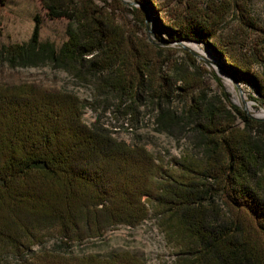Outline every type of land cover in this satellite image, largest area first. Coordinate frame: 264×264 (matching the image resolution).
Returning <instances> with one entry per match:
<instances>
[{
	"label": "trees",
	"instance_id": "trees-1",
	"mask_svg": "<svg viewBox=\"0 0 264 264\" xmlns=\"http://www.w3.org/2000/svg\"><path fill=\"white\" fill-rule=\"evenodd\" d=\"M40 1L55 14H70L75 29L56 50L39 41L36 24L28 44L2 48L4 62L21 68L48 64L79 83L94 82L99 95L117 102L115 113L150 95L156 127L190 128L202 155L184 154L166 168L146 148L116 141L100 119L87 126L84 106L71 93L26 83L0 87V264H144L126 252H63L110 229L138 227L149 209L177 250L176 264H264V120L207 99L202 80L185 74L178 90L189 96L187 106L180 114L165 108L176 79L162 72L159 47L137 41V33L130 35L95 0ZM134 1L163 11L160 0ZM231 5L186 3L166 25L156 24L173 42L208 46L264 99V73L255 72L254 59L221 32ZM235 7L245 25L257 27L246 3ZM131 13L146 29L143 11ZM222 97L229 102L226 93ZM50 240L56 241L53 248L41 249Z\"/></svg>",
	"mask_w": 264,
	"mask_h": 264
},
{
	"label": "rangeland",
	"instance_id": "rangeland-1",
	"mask_svg": "<svg viewBox=\"0 0 264 264\" xmlns=\"http://www.w3.org/2000/svg\"><path fill=\"white\" fill-rule=\"evenodd\" d=\"M221 1L232 4L221 32L233 36L241 44L242 51L254 59L255 72L264 73V0H160L162 13L154 5H142L134 0H95V3L99 8L107 9L115 22L124 26L130 35L137 33V41H144L162 50L158 54L162 72L176 79V84L172 85L174 94L171 102L164 104L165 108L169 107L180 114L187 106L189 96L178 90L184 86L179 80L185 74L193 80H202L207 99L223 102L228 108L230 103L253 117L261 118L257 114L264 111V99L249 84L238 79L235 82L223 61L208 46L182 41L186 48L183 49L173 43L156 24L158 19L162 25H166L168 16L180 14L186 3L205 7L209 3ZM241 2L246 3L247 12L256 23V28L245 25L238 16L235 4ZM132 8L143 11L146 29L131 13ZM36 24L39 25V41L53 45L56 50L67 42L69 28L75 29L70 14H55L44 9L40 0H6L5 5L0 6V52L9 45L28 44ZM221 73L229 78L230 83ZM25 83L50 92L75 95L84 106L82 120L87 126L94 124L96 118L100 119L116 141L146 148L155 157L164 159L166 168H172L170 164L175 166L173 162L180 160L184 154L201 158L202 150L196 141V133L190 128L177 125L165 131L156 127L158 110L150 95L143 94L139 101L132 104L127 101L126 107L131 105L127 115L126 107L115 113L117 102L112 96L99 95L94 82L79 83L67 72L48 64L28 68L10 67L0 57V87ZM222 92L227 94L228 103L223 99ZM259 130L263 135L264 128ZM55 244V240H50L41 249L51 250ZM34 249L40 250L37 247ZM116 252L134 255L144 264H176L177 259V250L160 231L151 209L147 219L138 227L119 226L110 229L101 238L84 240L63 253L74 257H109ZM9 262L12 264L14 261L9 259Z\"/></svg>",
	"mask_w": 264,
	"mask_h": 264
},
{
	"label": "water",
	"instance_id": "water-1",
	"mask_svg": "<svg viewBox=\"0 0 264 264\" xmlns=\"http://www.w3.org/2000/svg\"><path fill=\"white\" fill-rule=\"evenodd\" d=\"M173 43H176V44H179L183 49H186L185 48V46L182 44V41H176V42H173ZM230 76L234 79V81L236 82V78L232 75V74H230ZM251 116V115H250ZM252 118H255V119H258V120H264V119H262V118H256V117H253V116H251Z\"/></svg>",
	"mask_w": 264,
	"mask_h": 264
},
{
	"label": "bare ground",
	"instance_id": "bare-ground-1",
	"mask_svg": "<svg viewBox=\"0 0 264 264\" xmlns=\"http://www.w3.org/2000/svg\"><path fill=\"white\" fill-rule=\"evenodd\" d=\"M193 47L195 48V46H193ZM221 75L227 80L228 83H230L229 78H228L225 74H222V73H221ZM248 108H249V107H248ZM257 115H258V117L264 118V111L261 112V113H258Z\"/></svg>",
	"mask_w": 264,
	"mask_h": 264
}]
</instances>
